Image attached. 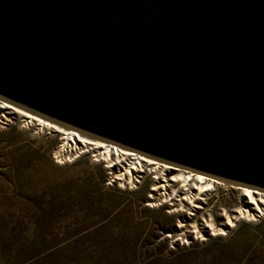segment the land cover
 I'll return each mask as SVG.
<instances>
[{"label": "water", "instance_id": "1", "mask_svg": "<svg viewBox=\"0 0 264 264\" xmlns=\"http://www.w3.org/2000/svg\"><path fill=\"white\" fill-rule=\"evenodd\" d=\"M0 98L264 191V0H0Z\"/></svg>", "mask_w": 264, "mask_h": 264}, {"label": "rangeland", "instance_id": "2", "mask_svg": "<svg viewBox=\"0 0 264 264\" xmlns=\"http://www.w3.org/2000/svg\"><path fill=\"white\" fill-rule=\"evenodd\" d=\"M4 118L0 264H264V215L225 226L245 207L241 185L221 180L188 210L158 199L154 173L123 182L92 151L61 154L57 132Z\"/></svg>", "mask_w": 264, "mask_h": 264}, {"label": "bare ground", "instance_id": "3", "mask_svg": "<svg viewBox=\"0 0 264 264\" xmlns=\"http://www.w3.org/2000/svg\"><path fill=\"white\" fill-rule=\"evenodd\" d=\"M8 114L9 117L14 115L15 117L23 118L25 123L36 125L39 130L47 129L57 132L61 136L60 139L62 141L60 146L61 154L65 150H76L77 152L92 151L98 160L99 158L104 160L108 167L113 169L112 174L115 179L134 184L135 182H141L147 172L154 173L152 190L158 194L160 197L158 199L163 196V199L172 200L173 198L171 197L175 194L178 200L185 201L188 210L200 207L198 201L202 199V192L215 187L217 184H222L221 180L206 174L173 165L86 135L75 129L61 126L13 102L0 98V119L2 117L9 119ZM176 183L180 184L184 190L182 195H179L176 189L173 188ZM239 187L245 196V207L238 209L236 211L237 214L232 218H228L225 226H232L234 220L241 217L264 215V191L249 186ZM205 226L212 231L217 230L212 223H207ZM218 229L225 230V228Z\"/></svg>", "mask_w": 264, "mask_h": 264}, {"label": "built area", "instance_id": "4", "mask_svg": "<svg viewBox=\"0 0 264 264\" xmlns=\"http://www.w3.org/2000/svg\"><path fill=\"white\" fill-rule=\"evenodd\" d=\"M79 154V153H78ZM74 155H77V153H70V155L68 154L67 156H64V155H61V156H59L58 158H62V160L63 159H65V158H67V157H73Z\"/></svg>", "mask_w": 264, "mask_h": 264}, {"label": "snow or ice", "instance_id": "5", "mask_svg": "<svg viewBox=\"0 0 264 264\" xmlns=\"http://www.w3.org/2000/svg\"><path fill=\"white\" fill-rule=\"evenodd\" d=\"M121 187H123V185H121Z\"/></svg>", "mask_w": 264, "mask_h": 264}]
</instances>
